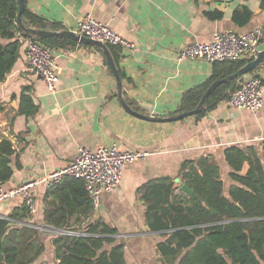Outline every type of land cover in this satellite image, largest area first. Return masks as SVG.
I'll use <instances>...</instances> for the list:
<instances>
[{"label":"crops","instance_id":"crops-1","mask_svg":"<svg viewBox=\"0 0 264 264\" xmlns=\"http://www.w3.org/2000/svg\"><path fill=\"white\" fill-rule=\"evenodd\" d=\"M261 2L24 0L25 10L60 23V30L75 31L76 22L90 14L107 22L121 37L133 43V47L114 46L115 55L110 53L121 77V96L103 50L76 39L75 45L52 50L58 81L56 91L51 92L27 66L28 38L20 31L16 33L21 39L19 57L10 72L0 79V140L10 139L14 147L10 157L13 173L1 184L3 189H12L60 169L74 158L79 147L94 150L100 145H116L147 153L123 167L118 186L100 195L97 208L91 202L90 216L78 210L70 215L67 227L57 228L45 222L44 211L63 207L64 200L72 199L74 190L69 182L72 177H64L51 187L37 184L35 208L28 224L39 229L44 250L33 264H57L52 244L56 234L52 230L83 231L89 222L97 219L117 230L113 237L124 242L126 264H162L156 245L163 234L147 227L146 208L137 188L161 176H169L180 185L179 169L184 160L213 156L228 196V189L235 182L229 176L231 168L224 158V149L231 145H258L264 140V106L257 112L233 107L229 103L232 92L227 89L229 97L204 115L160 122L130 113L122 100L136 112L150 116L166 117L181 112L183 94L208 79L214 64L203 59L179 61L178 53L194 41L211 40L219 31L243 32L255 28L261 32L258 51H264ZM241 7L251 14L244 22L237 23L232 16ZM213 11L221 12V18L206 15ZM252 59L238 60H244L245 64ZM222 67L223 63H218L217 69ZM247 74L259 78L264 89V63ZM240 80L241 76L235 79L234 85ZM22 95L36 106L33 114L19 112ZM247 168L245 162L240 173H245ZM175 192L185 193L179 189ZM21 205L20 196L0 201V217L7 218Z\"/></svg>","mask_w":264,"mask_h":264},{"label":"trees","instance_id":"trees-1","mask_svg":"<svg viewBox=\"0 0 264 264\" xmlns=\"http://www.w3.org/2000/svg\"><path fill=\"white\" fill-rule=\"evenodd\" d=\"M261 5H264L262 0ZM18 13L17 0H0V79L13 68L19 57L21 39L15 23ZM251 12L241 7L233 13L237 23L247 20ZM219 19L221 12H207ZM22 22L48 30H60L61 24L49 21L24 9ZM1 39H7V43ZM49 49L75 45V39L54 35L40 40ZM114 53V46L108 45ZM112 55V54H111ZM245 61L226 60L214 62V70L202 84L183 94L179 111L193 109L210 84L235 72ZM218 63H223L217 69ZM235 79L221 83L208 96L204 108L196 116L229 97L235 89ZM229 92H226V90ZM19 112H35L30 98H19ZM13 143L8 138L0 140V182L7 181L12 173ZM224 158L231 168L232 184L225 196L220 168L213 156H200L184 160L179 169L181 183L186 184L195 197L176 193L180 186L169 176L148 180L137 188L145 205V223L151 231H162L163 239L156 245L162 264H264V140L258 145L228 146ZM247 162L245 173H240ZM73 186L72 199L64 206L45 209L44 220L57 228L68 226L70 215L80 211L88 217L92 213L91 199L83 181L69 180ZM30 211L21 205L8 217H0V264H33L44 250L40 231L29 225ZM69 230V229H66ZM88 235L56 234L52 238L57 264H126L124 242L113 235L115 228L102 220L89 222L84 230Z\"/></svg>","mask_w":264,"mask_h":264},{"label":"built area","instance_id":"built-area-1","mask_svg":"<svg viewBox=\"0 0 264 264\" xmlns=\"http://www.w3.org/2000/svg\"><path fill=\"white\" fill-rule=\"evenodd\" d=\"M75 32L107 45L123 48L133 47V43L121 37L107 22L100 21L90 14L82 16L76 22ZM260 36L261 32L258 28L243 32L219 31L214 33L212 39L207 42L194 41L190 43L178 53L177 59L179 61L184 58L203 59L214 63L254 58L258 53ZM25 59L29 70L44 81L48 90L55 92L58 75L56 56L53 51L37 40L28 38ZM263 92V85L259 78L244 74L232 91L229 103L236 108L257 112L264 106ZM146 155L145 152L122 149L116 145H100L94 150L79 147L77 154L70 162L42 178L24 182L9 190L3 189L0 182V201L20 196L22 204L31 213L35 208L34 188L37 184L43 183L51 187L64 177H72L83 181L93 207L97 208L100 195L103 192H110L118 186L123 167ZM41 229L51 231L46 228ZM51 232L54 234L88 235L84 230L64 229Z\"/></svg>","mask_w":264,"mask_h":264},{"label":"water","instance_id":"water-1","mask_svg":"<svg viewBox=\"0 0 264 264\" xmlns=\"http://www.w3.org/2000/svg\"><path fill=\"white\" fill-rule=\"evenodd\" d=\"M18 1V13L16 16V25L20 31V33L27 38H32L35 40H40L49 36H54V35H65V36H69L72 37L76 40L82 41V42H86V43H90L93 45L98 46L99 48H101L106 56L107 59V63L110 66V69L115 77L116 83H117V87H118V93L119 96H121V77L119 75V72L117 71L115 62L113 61V58L110 54L109 51V47L107 44L98 41V40H94L91 38H88L84 35H80L79 33L72 31V30H48V29H39V28H35L29 25H26L25 23L22 22V13L25 9V3L24 0H17ZM264 63V51H258L257 55L250 61L246 62L245 64H243L241 67H239L235 72H233L232 74L223 77L221 79H217L215 81H213L210 86L206 89V91L203 93V95L201 96L199 102L197 103V105L191 109V110H187V111H181L178 113H175L173 115L170 116H166V117H157V116H150V115H146V114H141L136 112L135 110L131 109L123 100H122V104L124 105V107L132 114H135L137 116H140L144 119L147 120H156V121H160V122H168V121H176L179 119H182L184 117L190 116V115H195L197 113H199L205 106V102L208 98V96L210 95V93H212L215 88L220 85L221 83H226L232 79H236L244 74H247L251 71H253L258 65L263 64ZM180 189L195 197V194L192 192V190L187 187L186 184L180 183Z\"/></svg>","mask_w":264,"mask_h":264},{"label":"rangeland","instance_id":"rangeland-1","mask_svg":"<svg viewBox=\"0 0 264 264\" xmlns=\"http://www.w3.org/2000/svg\"><path fill=\"white\" fill-rule=\"evenodd\" d=\"M225 177V176H224ZM225 179V178H224ZM224 192H225V183H224Z\"/></svg>","mask_w":264,"mask_h":264}]
</instances>
